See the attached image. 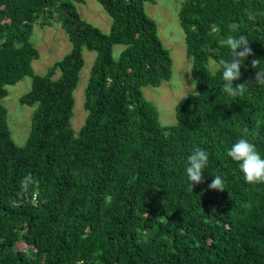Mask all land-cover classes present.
Segmentation results:
<instances>
[{"label":"trees","instance_id":"obj_1","mask_svg":"<svg viewBox=\"0 0 264 264\" xmlns=\"http://www.w3.org/2000/svg\"><path fill=\"white\" fill-rule=\"evenodd\" d=\"M98 1L112 19L109 34L81 18L75 4L86 0H0V264H264V184L245 182L227 156L247 128L264 158V86L250 83L238 97L222 90L227 36L245 35L254 52L234 86L255 76L251 60L264 69V0L184 3L198 93L177 105L170 127L143 93L172 77V57L144 7L154 0ZM54 23L72 50L38 75L34 29ZM116 45L125 47L118 60ZM84 49L97 58L76 133ZM26 77L31 89L20 103L38 107L18 146L3 101ZM197 147L209 161L205 182L191 189L187 157ZM28 174L35 183L22 193ZM215 175L225 179L222 192L208 188Z\"/></svg>","mask_w":264,"mask_h":264},{"label":"rangeland","instance_id":"obj_2","mask_svg":"<svg viewBox=\"0 0 264 264\" xmlns=\"http://www.w3.org/2000/svg\"><path fill=\"white\" fill-rule=\"evenodd\" d=\"M187 0H154L145 2L146 13L158 25V34L163 45L169 50L173 61L172 77L169 81L155 87H145V98L158 109L159 121L162 126L170 127L177 123L176 107L189 95L198 93L192 76V59L187 56L186 35L180 21V11ZM81 18L102 32L109 34L112 28V19L105 12L98 0H86L84 4H75ZM32 43L38 49L40 56L33 62L36 74H46L48 68L71 52L70 43L59 23L52 27L42 28L35 26ZM122 45L114 46V58L119 59ZM97 58L96 52L84 49L85 66L81 71V79L75 91L76 105L72 125L78 133L86 122L88 112L85 110L86 89L90 80L91 71ZM214 68V62H211ZM32 79L26 77L15 86H9V95L3 101L8 110V121L12 137L18 146H24L30 136L32 118L38 105L33 107L20 103V98L31 89Z\"/></svg>","mask_w":264,"mask_h":264},{"label":"clouds","instance_id":"obj_3","mask_svg":"<svg viewBox=\"0 0 264 264\" xmlns=\"http://www.w3.org/2000/svg\"><path fill=\"white\" fill-rule=\"evenodd\" d=\"M223 43L230 49L232 59L222 62V78L224 81L223 92L230 97H238L244 94L246 86L254 83L258 86H264V69H259V59L251 60V67L258 69L255 76L245 83L234 86V81L241 79V66L249 56H253V49L245 35L239 37L227 36ZM204 51H213V49L204 48ZM239 50V51H238ZM250 132L247 128L243 129L241 138L236 141L227 151V156L239 163V168L243 173L245 182L249 184H264V158L257 151L254 143L250 142L247 136ZM209 153L202 148H195L187 157L186 174L189 181V187L193 189L196 185L204 183L203 172L208 165ZM35 180L31 174L23 177L21 181V192L27 193ZM208 188L217 191L225 190V179L220 175H215ZM158 190V189H157ZM215 211V210H213ZM77 264H85L83 260H78Z\"/></svg>","mask_w":264,"mask_h":264}]
</instances>
